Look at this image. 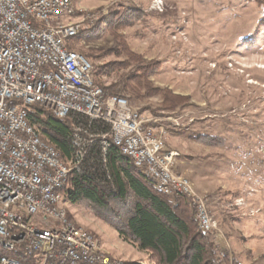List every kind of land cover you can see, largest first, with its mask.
I'll return each mask as SVG.
<instances>
[{
    "label": "rangeland",
    "instance_id": "374dc122",
    "mask_svg": "<svg viewBox=\"0 0 264 264\" xmlns=\"http://www.w3.org/2000/svg\"><path fill=\"white\" fill-rule=\"evenodd\" d=\"M74 2L89 14L85 32L103 30L71 48L93 72L107 69L94 76L107 92L125 84L117 94L158 118L177 155L173 172L189 181L227 249L210 234L214 241L241 263L264 264V0ZM197 134L223 141L205 144ZM64 204L112 259L157 264L98 215Z\"/></svg>",
    "mask_w": 264,
    "mask_h": 264
},
{
    "label": "built area",
    "instance_id": "2783aa9c",
    "mask_svg": "<svg viewBox=\"0 0 264 264\" xmlns=\"http://www.w3.org/2000/svg\"><path fill=\"white\" fill-rule=\"evenodd\" d=\"M67 8V15H59ZM68 7L67 0H0V242L37 255L38 264H101L109 262L94 250L95 237L67 224L59 209L55 184L68 181L63 169L79 173L87 147L96 139L103 156L107 144L121 146L153 178L161 179L163 194L186 197L200 228L226 243L203 201L188 193L176 175V153L166 149L165 129L158 118L143 116L125 97L104 96L94 82L87 58L66 49L72 26L83 25L89 14ZM81 16V19L76 17ZM37 105L57 119L69 114L87 118L72 127L76 162L58 165L56 152L43 148L33 124L21 107ZM109 126L107 133L89 130L92 122ZM227 249V243H226ZM231 258V256H230ZM25 264L0 259V264Z\"/></svg>",
    "mask_w": 264,
    "mask_h": 264
},
{
    "label": "trees",
    "instance_id": "16d2710c",
    "mask_svg": "<svg viewBox=\"0 0 264 264\" xmlns=\"http://www.w3.org/2000/svg\"><path fill=\"white\" fill-rule=\"evenodd\" d=\"M102 30L99 25L86 32L81 30L68 39L67 46L72 49L70 44L74 38L93 37ZM105 70L104 67V70L94 71L93 77ZM94 82L102 88L104 96L118 95L125 86L107 92L98 81L94 79ZM28 120L41 137L56 148L63 161L73 152L72 127L78 123L87 124V118L82 115L69 114L57 119L37 105L28 107ZM89 130L107 133L109 126L96 121ZM193 138L209 145L223 141L219 136L208 134H197ZM63 194L69 204L101 217L123 241H131L139 250L150 252L157 264H244L237 256L230 258L226 249L196 226L185 197L172 198L163 194L117 145L111 144L105 156L98 139L88 145L80 172L68 175Z\"/></svg>",
    "mask_w": 264,
    "mask_h": 264
},
{
    "label": "bare ground",
    "instance_id": "6f19581e",
    "mask_svg": "<svg viewBox=\"0 0 264 264\" xmlns=\"http://www.w3.org/2000/svg\"><path fill=\"white\" fill-rule=\"evenodd\" d=\"M67 5L68 7H77L74 0H67ZM60 13L67 14V8H59V14ZM83 26L84 25H77V26H72L70 28V32H68V38H66V49H69L67 46L68 39L76 36L81 30H83L84 29ZM72 52H77V51L72 50ZM21 114L26 116V119L28 120V107H21ZM33 134L36 136V139H43L40 135L39 130L34 126H33ZM72 145H73V152H72L71 157L69 158V162H76V153H74V149H75L74 140H72ZM110 145L111 144H107V149L109 148ZM118 147L120 149V152L123 155L127 156L131 160L133 165L139 168L144 173V175L158 187L159 190H163V183L161 182V179L153 178V176L150 175V172H148L142 166H139V163L135 162V160L132 159V156H130L129 154H124V152L121 151V146H118ZM43 148H49L50 150H52V152H56L58 165H67V161H63V159L61 158L60 154L58 153V151L56 150L54 146H52L46 141H43ZM69 174H70V169H63V177H68ZM66 182L67 181H61V184H55L53 188V195H59V209L60 211H64V216H65V220L67 224L76 225V227L82 230H87L83 228L82 226H79L75 224L74 222H72V220L69 217L68 210L66 209L65 204H64L66 200L64 199V194H63V189L66 185ZM184 186H188V193L190 195L195 194L192 192L190 183L187 179H184ZM206 215H211L207 209H206ZM195 220L197 222V226L199 227V229L203 231V229L200 228V220H198V218L196 217H195ZM87 237H95V236L94 234H92L90 231L87 230ZM94 250L96 252H101L103 255H105V257H108V259H112L109 256V254L106 253L101 248L99 244V240L96 237L94 240ZM0 259H5V260L15 259V260H19V262H25V264H38L37 255L33 254V252H30L29 250H23L22 247L2 246V242H0ZM11 264H18V262H11ZM101 264H122V262L116 259H112L109 262H105Z\"/></svg>",
    "mask_w": 264,
    "mask_h": 264
},
{
    "label": "crops",
    "instance_id": "0c3cea01",
    "mask_svg": "<svg viewBox=\"0 0 264 264\" xmlns=\"http://www.w3.org/2000/svg\"><path fill=\"white\" fill-rule=\"evenodd\" d=\"M172 151V150H171ZM174 152V151H173Z\"/></svg>",
    "mask_w": 264,
    "mask_h": 264
}]
</instances>
